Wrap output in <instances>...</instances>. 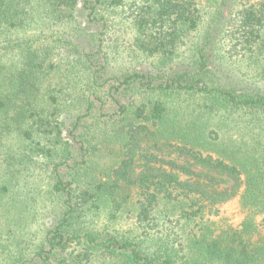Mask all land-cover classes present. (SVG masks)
<instances>
[{
  "label": "trees",
  "instance_id": "obj_1",
  "mask_svg": "<svg viewBox=\"0 0 264 264\" xmlns=\"http://www.w3.org/2000/svg\"><path fill=\"white\" fill-rule=\"evenodd\" d=\"M125 22L134 66L107 45ZM223 48L264 75V0H0V206L40 181L58 208L27 258L6 262L0 246V264H264V148H212L220 135L206 118L185 124L172 103L203 95L208 109L264 111V93L213 78L212 51ZM143 58L152 66L138 68ZM101 147L117 152L111 165H99ZM236 197L239 229L153 235L161 204L209 226ZM98 202L132 211L143 230H79Z\"/></svg>",
  "mask_w": 264,
  "mask_h": 264
},
{
  "label": "rangeland",
  "instance_id": "obj_2",
  "mask_svg": "<svg viewBox=\"0 0 264 264\" xmlns=\"http://www.w3.org/2000/svg\"><path fill=\"white\" fill-rule=\"evenodd\" d=\"M128 25L127 22L124 23L125 29L117 42H115L116 37H108L107 45L114 62L116 61L115 56L121 51L119 63L129 65L134 62L135 55L131 54L128 50L131 47L130 38L132 39L133 36V32L128 28ZM113 39L114 42L112 41ZM152 60L153 62H157L153 58ZM212 61V75L214 79L217 78V81L227 86H233L237 89L238 93L242 90L264 93V75H261V70L259 71L260 73L256 72V67L251 63H247V60L239 59L238 56L229 54L223 48L212 51ZM119 63L117 64L118 66H120ZM135 65L138 68L152 66L150 65V59L147 60L145 58ZM131 66H134V64ZM54 79L58 80L56 77ZM208 98L209 96L193 95L187 96L181 101L172 102L173 106L180 109L177 118L186 124L193 117L203 115L208 122V128L216 130L220 135L219 140L211 143L212 148L237 146V154L240 157H243L248 152L260 154L261 147L264 148V111L245 114L243 111L235 110V112H230L218 107L208 109V105L212 99ZM96 157L99 165H111L117 158V152L111 148L101 147L96 152ZM171 158L183 161V157H179L178 154H173ZM97 165L98 163L95 162V167ZM40 172L42 175V171ZM233 183L234 180L225 176L220 188H230ZM38 185L37 190L28 193L31 195H24L27 189L23 188L21 192L17 193V198L12 200L5 199V203H2L0 206V246L3 248L2 252L6 262L19 258H27V255L31 253L30 250L42 241L46 229L51 227L58 218V208L50 193L45 189V183L39 181ZM136 192L137 190L133 185L125 186V193L131 195L126 206L131 208V210H134V208L132 209V203L136 201ZM22 200L23 203L21 204L20 201ZM11 201L15 202L11 203ZM91 203L94 204V199ZM96 204H99V207L95 208L91 206L89 212L86 214L88 228H77L81 224L84 227L85 223L80 222L84 220L81 216L80 220L79 218L75 220L76 229L97 230L102 233L123 235L132 231L134 235L140 234L141 230H143L144 227L138 225L132 211L122 209V211H114V208L104 205L102 202ZM180 211L181 209L177 203L175 205L170 203L161 204L156 213V218L158 219L155 222V232L153 235L158 236L165 234V232H171L173 229L178 230V228H180V231L182 230L181 228H212L213 230L215 229L216 233L223 227L231 226V228L239 229L242 227L240 224L245 217L238 197L233 198L222 206L220 208L221 213L212 215V220H210L211 216L206 214L203 221L205 222L209 219L210 221L207 222L209 226L200 223L201 219L198 220L199 222L189 220L187 223H184L183 219L182 221H177ZM255 219L260 223L262 215L257 214Z\"/></svg>",
  "mask_w": 264,
  "mask_h": 264
}]
</instances>
